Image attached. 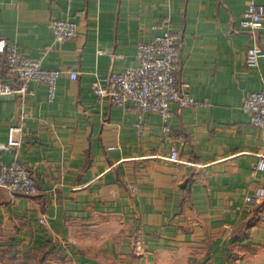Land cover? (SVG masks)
Here are the masks:
<instances>
[{
    "label": "crops",
    "instance_id": "obj_1",
    "mask_svg": "<svg viewBox=\"0 0 264 264\" xmlns=\"http://www.w3.org/2000/svg\"><path fill=\"white\" fill-rule=\"evenodd\" d=\"M252 2L264 4L0 0V42L60 71L53 102L36 81L26 98L0 96V143L21 128L0 162L24 165L38 185L34 196L0 186V243L70 264H95L79 242L128 264H222L234 230L242 244L264 241V129L242 110L264 88V57L246 62L250 46L264 48V24L256 38L242 25ZM55 19L76 21L78 36L56 40ZM166 30L182 35L179 79L199 103L172 104L168 134L158 111L114 105L92 88L136 66L138 45Z\"/></svg>",
    "mask_w": 264,
    "mask_h": 264
},
{
    "label": "built area",
    "instance_id": "obj_2",
    "mask_svg": "<svg viewBox=\"0 0 264 264\" xmlns=\"http://www.w3.org/2000/svg\"><path fill=\"white\" fill-rule=\"evenodd\" d=\"M263 24L264 4H248L242 14V25L256 38L257 31ZM52 29L56 40H72L78 36V24L74 20L55 19ZM181 40L180 33L166 30L152 41L141 42L137 49L138 64L123 72H111L104 79H95L92 83L94 93L100 98H109L114 105L125 106L131 103L143 114L158 111L164 123L163 131L168 134L172 104L179 108L199 104L188 92V84L180 83ZM0 54L3 55L0 58V96L17 95L19 98H26L33 94L30 82L36 81L47 84L48 101H54L59 70L44 68L41 60L26 57L16 45L6 44L4 41L0 42ZM262 57L264 48L255 44L248 48L246 62L250 67H256ZM77 76L76 72L71 73L73 79ZM242 110L249 116L253 126L264 129V88L250 92L244 99ZM18 130H21L18 126L10 127L8 143H0L1 151L19 147L20 142L13 136ZM169 159L180 161L179 152L173 150ZM258 168L264 170V156L261 157ZM0 186L25 196L38 193L35 177L20 163L0 162Z\"/></svg>",
    "mask_w": 264,
    "mask_h": 264
},
{
    "label": "rangeland",
    "instance_id": "obj_3",
    "mask_svg": "<svg viewBox=\"0 0 264 264\" xmlns=\"http://www.w3.org/2000/svg\"><path fill=\"white\" fill-rule=\"evenodd\" d=\"M236 235H238V231L234 230L231 235L234 241L230 240L228 248L223 249L222 253L219 252V255L222 254L223 257L221 258L222 264H264V241H248L242 244L235 241ZM75 246L77 249L80 248V250L86 251V257L90 261H94L95 264H128L126 261L116 262L115 258L105 257L100 249L99 242H79ZM202 252L203 250L198 255ZM70 262H73L72 258H62L56 252L46 256L42 251L23 254L15 250L12 252L11 248L0 243V264H70Z\"/></svg>",
    "mask_w": 264,
    "mask_h": 264
},
{
    "label": "trees",
    "instance_id": "obj_4",
    "mask_svg": "<svg viewBox=\"0 0 264 264\" xmlns=\"http://www.w3.org/2000/svg\"><path fill=\"white\" fill-rule=\"evenodd\" d=\"M248 224H249V223H248ZM248 224H247V226H248ZM241 232H243V230L240 231V232L238 231V235H236V239H237V238H240V235H242Z\"/></svg>",
    "mask_w": 264,
    "mask_h": 264
}]
</instances>
